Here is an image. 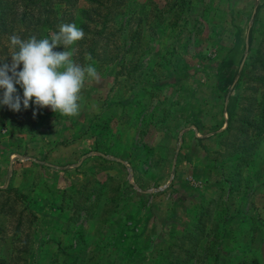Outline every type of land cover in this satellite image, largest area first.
I'll return each mask as SVG.
<instances>
[{
    "label": "rangeland",
    "instance_id": "1",
    "mask_svg": "<svg viewBox=\"0 0 264 264\" xmlns=\"http://www.w3.org/2000/svg\"><path fill=\"white\" fill-rule=\"evenodd\" d=\"M115 23L77 116L0 106V263L264 264V0Z\"/></svg>",
    "mask_w": 264,
    "mask_h": 264
},
{
    "label": "clouds",
    "instance_id": "2",
    "mask_svg": "<svg viewBox=\"0 0 264 264\" xmlns=\"http://www.w3.org/2000/svg\"><path fill=\"white\" fill-rule=\"evenodd\" d=\"M84 36L83 29L75 23L61 24L50 38L37 39L33 35L21 39L11 35V64L7 60L0 62V106L19 112L21 103L27 109L34 102L37 108H50L67 117L77 116L85 83L98 79L93 65L82 66L72 59L76 49L71 46ZM58 46H63L65 51H53ZM87 59L91 60L90 54ZM21 65L22 70L18 71ZM16 85L23 89V100Z\"/></svg>",
    "mask_w": 264,
    "mask_h": 264
},
{
    "label": "trees",
    "instance_id": "3",
    "mask_svg": "<svg viewBox=\"0 0 264 264\" xmlns=\"http://www.w3.org/2000/svg\"><path fill=\"white\" fill-rule=\"evenodd\" d=\"M130 1L0 0V62L7 60V63L11 64L12 48L9 41L11 35L16 34L21 39H28L33 35L37 39L50 38L51 33L59 31L61 24L75 23L74 14L77 9L80 10L78 28L83 29L85 36L71 46L76 49L72 59L77 60L78 63L84 61L90 54L91 60L103 61L111 44L108 40L119 30L111 26L113 23L116 25L115 15ZM59 7H63V11L58 17ZM249 48L250 40L247 44V49ZM53 51L63 52L65 49L63 46H58ZM22 67L21 65L18 71L22 70ZM0 264H9V262L2 261Z\"/></svg>",
    "mask_w": 264,
    "mask_h": 264
},
{
    "label": "water",
    "instance_id": "4",
    "mask_svg": "<svg viewBox=\"0 0 264 264\" xmlns=\"http://www.w3.org/2000/svg\"><path fill=\"white\" fill-rule=\"evenodd\" d=\"M246 47H247V45H246Z\"/></svg>",
    "mask_w": 264,
    "mask_h": 264
}]
</instances>
